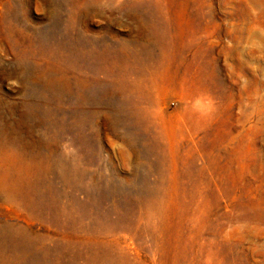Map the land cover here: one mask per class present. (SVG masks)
Wrapping results in <instances>:
<instances>
[{"label": "rangeland", "instance_id": "rangeland-1", "mask_svg": "<svg viewBox=\"0 0 264 264\" xmlns=\"http://www.w3.org/2000/svg\"><path fill=\"white\" fill-rule=\"evenodd\" d=\"M0 264H264V0H0Z\"/></svg>", "mask_w": 264, "mask_h": 264}, {"label": "bare ground", "instance_id": "bare-ground-1", "mask_svg": "<svg viewBox=\"0 0 264 264\" xmlns=\"http://www.w3.org/2000/svg\"><path fill=\"white\" fill-rule=\"evenodd\" d=\"M135 120H136V119H135ZM13 241H14V240H11V243H14Z\"/></svg>", "mask_w": 264, "mask_h": 264}]
</instances>
